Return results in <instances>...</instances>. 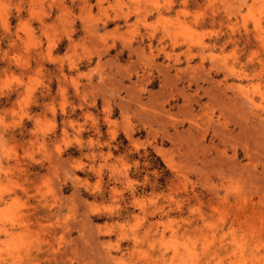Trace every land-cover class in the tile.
<instances>
[{"label":"rangeland","instance_id":"obj_1","mask_svg":"<svg viewBox=\"0 0 264 264\" xmlns=\"http://www.w3.org/2000/svg\"><path fill=\"white\" fill-rule=\"evenodd\" d=\"M0 264H264V0H0Z\"/></svg>","mask_w":264,"mask_h":264}]
</instances>
